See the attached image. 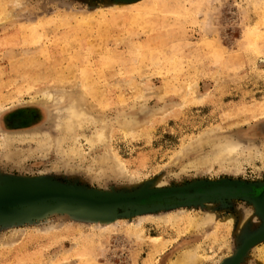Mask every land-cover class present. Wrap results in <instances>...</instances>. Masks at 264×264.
Listing matches in <instances>:
<instances>
[{"label": "rangeland", "instance_id": "rangeland-1", "mask_svg": "<svg viewBox=\"0 0 264 264\" xmlns=\"http://www.w3.org/2000/svg\"><path fill=\"white\" fill-rule=\"evenodd\" d=\"M72 98L75 151L56 125ZM263 122L264 0H0V264H264ZM231 143L235 166L213 160ZM235 179L257 202L16 203Z\"/></svg>", "mask_w": 264, "mask_h": 264}, {"label": "bare ground", "instance_id": "bare-ground-1", "mask_svg": "<svg viewBox=\"0 0 264 264\" xmlns=\"http://www.w3.org/2000/svg\"><path fill=\"white\" fill-rule=\"evenodd\" d=\"M61 95H63V94H61ZM43 98L45 99L43 102H45L46 104H50L51 106L54 103L57 102V100L55 101L54 99H52V98H54V96H53V94L51 95L50 93L49 94H45V96ZM53 101H55V102H53ZM58 109L60 110V108H58ZM61 111H62L63 114L61 116H57L56 125H57V127H59L61 129V131L63 133L65 132V134H61V136L58 139V144H61V142H64V140H70L71 144H72L71 150L75 151V148L73 146L75 145L77 137L74 136L73 133L77 134L76 133L77 126L81 125L83 123L82 121L85 120V116L89 115V114H87L84 111L83 106L79 102L78 98L77 99H74V98L70 99L69 103H67V106L64 109H62ZM101 120H103V119H101ZM118 122L122 126L126 124L125 121H118ZM127 125H125L124 127H127ZM262 126L264 128V122L262 123ZM103 127H105V125H103ZM68 134H70V136H66ZM8 136L6 138L4 137L5 141L9 140V139H10V141L12 140V138H11L12 137V133H9ZM21 136L25 137V136H27V134H24V135H21ZM31 136L34 137L35 135H31V134L28 135V137H31ZM103 137H104V135H103L102 130L99 131V129H98V133H96V137L95 138L101 139ZM46 139L45 138H41L40 141H43V140H46ZM45 148H46V146H45ZM238 148L239 147L236 144H233V143L227 144L225 146L224 145L217 146L216 150L214 151L215 153L213 155V160L214 159H217V160L221 159L223 161L227 160L229 164L231 163L232 165L235 166V164L238 163V158H237V156H235V152L238 150ZM47 150H48V148H47ZM201 157H204V156H201ZM206 157H208V156H205V158ZM205 158H202V159L204 160ZM217 160H216V162H217ZM204 161H206V160H204ZM210 162H212V161H210ZM210 162H209V164L211 165ZM220 163H221V161H220ZM233 163H235V164H233ZM201 164H203V163H201ZM207 164H208V160H207ZM219 182H221V183H219ZM207 183L208 184H199V185L194 186L192 189H189V190H187V189H179V190H176V191L152 192L147 198H143V201H144L145 204H154V203H158V202L159 203H161V202L163 203L164 201L175 200V199L179 200L181 202L182 200H184L186 198L193 197V196H195V197L196 196H200V197H203V198H205V197H207V198L215 197V196H217L219 194L230 195L229 197H236L239 194H241V195L245 194V195H250L251 196L254 193V191H256L255 188H253V186H251V184H248L246 182H240V180L237 181L236 179L233 180V182H229L227 180H221V181H216V182L213 181V182H210V183L207 182ZM62 196L63 195H58V199L60 200L62 198ZM54 198H55V196H54ZM135 200H136V204H138V205L142 204V203H140L142 198L141 199L140 198L133 199V201H135ZM5 201H7V200H5ZM80 202H82V201H80ZM84 202H86L88 204H92L93 206L96 205V206L100 207L101 209L107 208V209H109V211H114V210H116V208H114V207H118L117 205L111 204L109 199L102 198V197L98 198L95 195H87L85 197V199H84ZM141 207L142 206H137L136 208L139 209V211H140ZM147 207H151V206H147ZM146 209L148 210L149 208H146ZM102 212H107V211L102 210ZM169 261H171V260H169ZM175 264H189V263H187L186 260L182 259V260H180V263H175Z\"/></svg>", "mask_w": 264, "mask_h": 264}, {"label": "water", "instance_id": "water-1", "mask_svg": "<svg viewBox=\"0 0 264 264\" xmlns=\"http://www.w3.org/2000/svg\"><path fill=\"white\" fill-rule=\"evenodd\" d=\"M229 181V180H228ZM229 182H233V181H229ZM210 183V182H209ZM221 183V182H219ZM199 184H208V183H199ZM199 184H195L191 187H188V188H182V189H192L194 186H197ZM251 186H253V188H255L256 191H254V193L250 196V195H237L236 197H245V198H250L252 200H254L255 202H257V199H258V196H257V188L251 184ZM179 190V189H178ZM158 191H161V192H167V191H176V190H152L150 192H147L143 195H138V196H132V197H117V198H111L107 195H103L104 197L102 198H105L107 197L108 199H110V202L111 204H114V205H117L118 207H114L116 208V210L114 211H109V209L105 208V209H101L100 207L96 206V205H92V204H88L86 202H80L79 198H75L72 197V196H65L64 194L65 193H51V194H37V195H34V196H31V197H26V198H23L22 200H19L17 201L16 203H19V204H25L27 202H30V201H33V200H37V199H45V200H52V199H58V195H63L62 198L59 200L61 203H71V204H77L79 206H82V207H85L87 209H90V210H104V211H107L106 213L109 214V213H119V212H122V211H126V210H134V211H139V209H137L136 207L137 206H142L140 210H147L146 208H155V207H163V206H166V205H171V204H185V203H188V202H194V201H205V200H210V199H216V198H220V197H224V196H230V195H225V194H219L215 197H200V196H193V197H190V198H186L184 200H182L181 202L179 200H168V201H164L163 203H154V204H145L144 201H143V198H147L152 192H158ZM76 194H82V193H76ZM70 195H73V194H70ZM83 195H86L87 194H83ZM47 196V197H46ZM55 196V198H54ZM69 198V199H68ZM136 198H142V200L140 201V203L142 204H136V200L133 201V199H136ZM74 200H77V201H74ZM127 203V204H126ZM147 206H151V207H147Z\"/></svg>", "mask_w": 264, "mask_h": 264}]
</instances>
